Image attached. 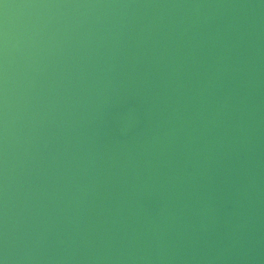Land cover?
Here are the masks:
<instances>
[{
	"label": "water",
	"instance_id": "1",
	"mask_svg": "<svg viewBox=\"0 0 264 264\" xmlns=\"http://www.w3.org/2000/svg\"><path fill=\"white\" fill-rule=\"evenodd\" d=\"M0 264H264V0H0Z\"/></svg>",
	"mask_w": 264,
	"mask_h": 264
}]
</instances>
